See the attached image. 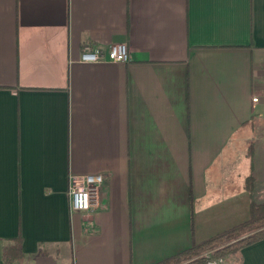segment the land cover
Returning <instances> with one entry per match:
<instances>
[{"label":"crops","instance_id":"crops-1","mask_svg":"<svg viewBox=\"0 0 264 264\" xmlns=\"http://www.w3.org/2000/svg\"><path fill=\"white\" fill-rule=\"evenodd\" d=\"M86 44L129 62L80 63ZM258 118L264 0H0V264L17 238L12 264H156L246 221ZM84 175L99 205L70 213Z\"/></svg>","mask_w":264,"mask_h":264},{"label":"trees","instance_id":"trees-1","mask_svg":"<svg viewBox=\"0 0 264 264\" xmlns=\"http://www.w3.org/2000/svg\"><path fill=\"white\" fill-rule=\"evenodd\" d=\"M252 154L253 146L251 145L249 147L250 158ZM253 184L254 178L250 176L244 185L251 194ZM262 239H264V204L251 200L249 217L246 221L156 264H209L220 259L228 264H238L241 262V250ZM23 257L19 238L3 249L5 264H12Z\"/></svg>","mask_w":264,"mask_h":264},{"label":"built area","instance_id":"built-area-1","mask_svg":"<svg viewBox=\"0 0 264 264\" xmlns=\"http://www.w3.org/2000/svg\"><path fill=\"white\" fill-rule=\"evenodd\" d=\"M78 62L83 64H104L129 62L128 48L125 44H112L107 50L101 51L93 45H84L79 54ZM257 102L256 98L252 99ZM103 178L101 175L70 176L68 181V197L70 213L89 212L99 205V192ZM223 260L209 264H223Z\"/></svg>","mask_w":264,"mask_h":264},{"label":"rangeland","instance_id":"rangeland-1","mask_svg":"<svg viewBox=\"0 0 264 264\" xmlns=\"http://www.w3.org/2000/svg\"><path fill=\"white\" fill-rule=\"evenodd\" d=\"M260 119V120H259ZM257 120H259V123H264V118H258ZM259 129V131H256V132H261L262 130H263V132H264V127H258ZM262 132V133H263ZM256 135L257 134H255V136H253L252 138L256 141V142H258L259 141V139H258V137H256ZM256 202H259V203H264V197L262 198V200H261V198H257V199H254Z\"/></svg>","mask_w":264,"mask_h":264}]
</instances>
